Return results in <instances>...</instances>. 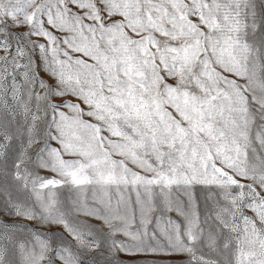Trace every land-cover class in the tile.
Masks as SVG:
<instances>
[{
	"label": "snow or ice",
	"instance_id": "6c2138e0",
	"mask_svg": "<svg viewBox=\"0 0 264 264\" xmlns=\"http://www.w3.org/2000/svg\"><path fill=\"white\" fill-rule=\"evenodd\" d=\"M0 264H264V0H0Z\"/></svg>",
	"mask_w": 264,
	"mask_h": 264
}]
</instances>
